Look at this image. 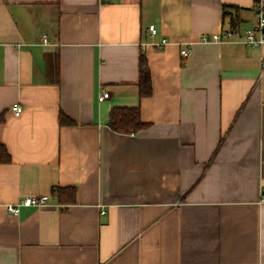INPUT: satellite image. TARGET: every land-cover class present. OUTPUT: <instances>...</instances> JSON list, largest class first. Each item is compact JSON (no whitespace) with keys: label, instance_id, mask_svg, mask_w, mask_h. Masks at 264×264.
Returning <instances> with one entry per match:
<instances>
[{"label":"crops","instance_id":"1","mask_svg":"<svg viewBox=\"0 0 264 264\" xmlns=\"http://www.w3.org/2000/svg\"><path fill=\"white\" fill-rule=\"evenodd\" d=\"M257 2L0 0V264H264V44L202 40ZM113 107L148 127L112 130Z\"/></svg>","mask_w":264,"mask_h":264},{"label":"trees","instance_id":"2","mask_svg":"<svg viewBox=\"0 0 264 264\" xmlns=\"http://www.w3.org/2000/svg\"><path fill=\"white\" fill-rule=\"evenodd\" d=\"M139 95L141 97L149 96L153 91L152 73L149 67L147 57L140 55L139 59ZM5 120V113H0V124ZM60 122L71 124L74 121L63 111L60 112ZM109 126L112 130L119 133H137L148 127L141 118L139 107H113L110 111ZM11 161V155L7 147L0 141V163ZM60 202H74L76 200V189L72 186L58 187L53 190Z\"/></svg>","mask_w":264,"mask_h":264},{"label":"built area","instance_id":"3","mask_svg":"<svg viewBox=\"0 0 264 264\" xmlns=\"http://www.w3.org/2000/svg\"><path fill=\"white\" fill-rule=\"evenodd\" d=\"M256 15L257 21L255 24L246 29L240 28H231L223 30L221 33H215L212 37H208L207 35L202 36L203 41H209L212 39L215 40H242L248 45L258 46L264 44V0H258L256 4ZM149 30L152 34L157 33V28L155 24H151L149 26ZM41 43L49 44V37L47 34H43L41 36ZM167 44V39L163 38L161 41L156 42L155 45L157 47H163ZM189 47H183L181 49V53L183 56H188L190 54ZM109 96V91L103 90L99 95V100L103 101L105 98ZM13 111L19 113L22 111V106L14 105L12 107ZM260 202H264V190L260 192ZM51 203V195L50 194H41V195H30L23 196L19 201L14 203L6 204L7 209L12 213H18L20 211L21 206H46Z\"/></svg>","mask_w":264,"mask_h":264}]
</instances>
